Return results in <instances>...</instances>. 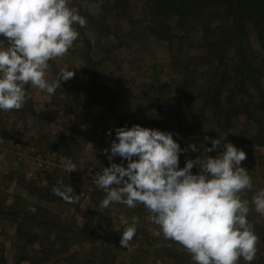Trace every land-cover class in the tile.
Listing matches in <instances>:
<instances>
[{"label": "rangeland", "instance_id": "1", "mask_svg": "<svg viewBox=\"0 0 264 264\" xmlns=\"http://www.w3.org/2000/svg\"><path fill=\"white\" fill-rule=\"evenodd\" d=\"M133 1L141 9L143 4ZM77 2L80 7L72 1L69 7L78 10L86 25H73L78 39L65 56L49 61L46 71L49 81L62 68L74 71V76L62 81L51 96L27 85L22 109L0 112V208L20 215L0 217V250L8 264H86L87 260V264H194L178 243L156 234L159 227L142 204L99 208L105 194L94 183L110 165L103 150L110 148L118 127L138 124L172 132L181 148L193 143L198 151L180 155V167L186 159L219 154V149L204 151L214 137L201 140L182 132L197 123L193 115L200 102L179 93L180 76L171 64L172 55L185 58L192 51L189 43L170 46L153 41L145 24L104 13L90 0ZM139 11L135 18H142ZM251 39L258 51L253 34ZM260 77L264 79V72ZM240 121L245 123L244 118ZM242 130L223 135L222 143L230 142L246 153L241 166L249 172L253 187L241 193V199L248 201L247 219L258 237L252 264H264V215L251 202L254 193L264 189V144L243 140ZM64 158L78 170L66 173L60 166ZM112 162L126 166L120 157ZM197 171L194 166L192 172ZM68 185L73 197L79 196L78 203H67L51 191ZM28 216L68 230L38 227L24 219ZM133 217L138 219L136 234L129 247L122 248V231ZM238 264L245 262L241 259Z\"/></svg>", "mask_w": 264, "mask_h": 264}, {"label": "clouds", "instance_id": "2", "mask_svg": "<svg viewBox=\"0 0 264 264\" xmlns=\"http://www.w3.org/2000/svg\"><path fill=\"white\" fill-rule=\"evenodd\" d=\"M70 3L0 0V37L6 38L0 39V112L21 110L28 97L27 85L51 96L62 81L74 76V71L62 68L51 81L46 78L49 61L65 56L78 39L73 25H86ZM114 132L110 148L103 150L110 165L94 180L105 194L99 208L142 204L159 227L156 234L178 243L194 264H238L241 259L252 264L258 237L247 219L248 201L241 199V193L253 187L249 172L241 166L246 159L242 149L222 143L226 136L215 138L204 151L219 149L217 156L186 159L180 167V155L198 151L193 143L181 148L172 132L138 124L118 127ZM115 157L126 166L113 163ZM60 166L68 174L78 170L68 158L62 159ZM194 166L198 169L195 174ZM51 191L67 203L79 201L70 185L63 190L54 186ZM251 202L255 211L264 215V189L256 191ZM137 223L133 217L122 231V248L129 247Z\"/></svg>", "mask_w": 264, "mask_h": 264}, {"label": "trees", "instance_id": "3", "mask_svg": "<svg viewBox=\"0 0 264 264\" xmlns=\"http://www.w3.org/2000/svg\"><path fill=\"white\" fill-rule=\"evenodd\" d=\"M71 1L80 7L77 0ZM135 1L143 4L141 9L134 7L133 0H90L104 13L145 24L153 41L170 46L189 43L192 51L185 58L172 55L171 64L180 76L179 93L200 102L193 115L197 123L185 128L184 135L220 138L243 127V140L263 145L264 0ZM137 9L140 19L134 17ZM252 34L258 51L252 46ZM6 211L0 208V217H20ZM24 219L49 230H68L35 216ZM0 264H8L2 250Z\"/></svg>", "mask_w": 264, "mask_h": 264}]
</instances>
